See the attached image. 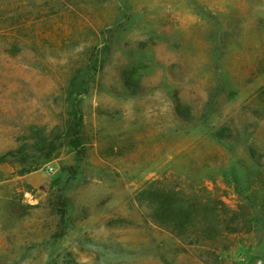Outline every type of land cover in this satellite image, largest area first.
Instances as JSON below:
<instances>
[{
    "label": "rangeland",
    "instance_id": "rangeland-1",
    "mask_svg": "<svg viewBox=\"0 0 264 264\" xmlns=\"http://www.w3.org/2000/svg\"><path fill=\"white\" fill-rule=\"evenodd\" d=\"M10 2L0 264H264V0Z\"/></svg>",
    "mask_w": 264,
    "mask_h": 264
},
{
    "label": "trees",
    "instance_id": "trees-1",
    "mask_svg": "<svg viewBox=\"0 0 264 264\" xmlns=\"http://www.w3.org/2000/svg\"><path fill=\"white\" fill-rule=\"evenodd\" d=\"M22 15L18 13L17 10H13L11 8V2L10 0H0V27L3 29H12L14 27H18L22 24ZM73 81L69 83V88L74 87ZM79 124V125H78ZM73 125V124H72ZM70 123L67 126V130L71 133V130L73 129ZM76 127V126H75ZM77 127H80V122L77 123ZM75 135V134H74ZM75 138V136H73ZM70 145L75 146L78 148L80 146L79 139H74L68 142ZM160 207L163 208L164 211H171V212H180L182 213L185 218H188V214L193 212V209H181L177 206H174L173 203H169L167 201H160ZM181 226V225H180Z\"/></svg>",
    "mask_w": 264,
    "mask_h": 264
}]
</instances>
